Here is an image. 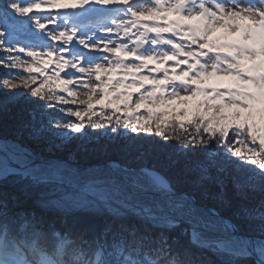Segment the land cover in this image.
<instances>
[{
    "label": "snow or ice",
    "instance_id": "6c2138e0",
    "mask_svg": "<svg viewBox=\"0 0 264 264\" xmlns=\"http://www.w3.org/2000/svg\"><path fill=\"white\" fill-rule=\"evenodd\" d=\"M41 4L81 11L29 15ZM98 13H115L106 17L115 25V32L112 27L106 31L117 37L123 33L127 40L88 35L86 29H80L83 20ZM145 14L162 18L165 23L143 24L139 17ZM169 15L179 19L168 21ZM42 20L54 27L35 39L61 43L22 42L29 39L27 27L31 24L45 29ZM132 28L137 31L129 35ZM149 32L155 36L148 37ZM168 32V37L161 35ZM217 32L221 34L215 35ZM78 35L80 38L68 48ZM129 40L134 47L128 46ZM146 43L151 47H143ZM77 45L130 55L133 62L93 56ZM37 46L40 51L34 50ZM0 53L3 68L25 66V72L35 71L44 77L38 87H30L29 80L35 84L37 77L0 73L5 86L16 87L13 81L21 80L32 98L47 102L39 105L36 100L27 101L41 111L53 109L48 113L52 116L49 129L54 124L60 131L52 134L59 137L68 138L70 132L71 139L87 141L92 136L118 140L124 135L109 127L113 114L121 111L119 107L112 108L111 101L99 111L92 107L97 94L102 100L110 89L124 85L123 80L113 83L101 79L114 70L127 75L148 68L150 61L161 65L174 61L171 69L150 70L162 71V81L147 74L138 77L151 80L153 87L140 92L136 103L167 105L169 100L178 99L187 104L196 97L203 98L191 111L186 108L177 113L182 118L176 126L161 120L169 115L167 111L148 109L147 116H125L122 120L117 116V125L137 135L128 137L132 141L130 158L123 163L109 161L107 170L100 174L65 170L50 163L29 166L19 159V168L8 167L4 160L16 159L21 153L10 151L0 141V179L14 175L21 183L29 180L33 186H48L52 198H42V206H54L63 213L53 224L34 210L17 211L20 197L0 185V264H207L190 248L177 244L173 232L188 235L195 246L213 251L220 257L217 264H264V200L254 208L241 204L238 209L242 219L258 221L254 236L239 235L238 225L226 223L217 211L218 204L229 200V185L240 199L257 186L264 191V0H169L167 4L165 0H152L150 7L129 0H0ZM20 53L31 57L32 62L22 59ZM41 56L46 59L37 62ZM53 57L54 72L46 75L45 66ZM180 65L186 67L177 73ZM170 71L175 79L170 78ZM210 79L216 81L213 86H201ZM53 81L61 85L59 92L66 96L50 87ZM70 85L86 90L80 94L87 99L79 101L87 105L86 109L64 107L76 103L69 99L78 94ZM165 85L171 86L170 90ZM45 86L49 90L42 92ZM27 93L4 95L23 98ZM120 96L132 99L129 93H116L115 98ZM106 108H112V113H105ZM56 113L75 120L62 119ZM97 115L99 120L92 119ZM186 124L192 125L191 131ZM87 128L108 131L92 133ZM141 131L148 136L139 135ZM169 139L181 143L171 145L166 142ZM23 155L27 157V153ZM231 168L239 174L231 175ZM20 192L27 195L26 188Z\"/></svg>",
    "mask_w": 264,
    "mask_h": 264
},
{
    "label": "trees",
    "instance_id": "16d2710c",
    "mask_svg": "<svg viewBox=\"0 0 264 264\" xmlns=\"http://www.w3.org/2000/svg\"><path fill=\"white\" fill-rule=\"evenodd\" d=\"M35 3H40V0H33ZM68 2H73V0H68ZM62 9L59 6L57 7H51L47 4H41L39 8H35L32 10L29 15L38 16V17H44L49 14H54L56 12H60ZM74 11L80 12L81 10L74 9ZM81 15L83 13L81 12ZM172 18V16H170ZM170 18V19H171ZM19 19L26 20L25 17H19ZM42 23H45V29H38L34 24H31L30 27H27V35H29L28 40H22L24 43H35L39 45L40 43H61V41H50L45 38L44 41H38L35 39L36 36H39L40 33L45 32L47 28L54 27V25L48 24L46 21H41ZM76 40L73 38L72 42H69L71 47L73 43ZM78 48H80L77 45ZM37 51H40L39 46L36 47ZM2 54V53H0ZM24 54V53H21ZM67 56V54H65ZM43 57V56H42ZM46 59V57H43V60ZM54 64H55V58H52V62L45 66V73L46 75H52L54 72ZM167 67V66H163ZM162 67V68H163ZM65 71H68V69H65ZM3 67H0V73H3ZM6 72H13V71H6ZM178 73V72H177ZM123 74V71L121 70H114L111 74V81L115 83L117 80H123L124 85H121V92L122 93H129L132 96V99L139 98V93L144 92L146 90H151L153 87L151 80H139L138 77L141 76V74L136 73L135 71L126 75L125 77H121L120 75ZM169 76L172 79H175V76L169 72ZM64 77V73H61V78ZM136 77V84H142L143 88H137L136 84L132 83L133 78ZM41 79L43 80L44 77L41 76ZM178 83V81H177ZM216 83L213 79L206 80L202 87H210L213 86ZM51 88H54L56 90V93L58 95H67V93H61L59 92V88L61 85L53 81L50 85ZM70 87V86H69ZM157 88H159V85H157ZM166 90H170L171 86L165 85ZM49 90V86H45L42 89V92H47ZM157 95H159V92H157ZM132 99L130 101H132ZM202 97H196L192 100V102H188L187 104L182 103L177 109H166L163 105L159 106L158 108L153 107L151 110L153 112H160V111H167L169 113L168 116H162L161 120L168 121L170 125L176 126L178 125L179 120L182 118L181 116H177V113H182L184 109H188L191 111L193 106L199 102ZM28 100H36L37 104L44 105L47 103L46 101L37 98H32L30 94H27L25 97H17L11 100L10 103L6 104L5 106L0 107V134L4 138H12L16 137L18 135H29V136H42L50 131L49 129V121L52 119V116L48 115V113L52 112V108H47L44 111H41L39 107H37L34 104L28 103ZM125 100V99H124ZM125 101L121 102L118 105L112 106V108L119 107L121 109L120 112L113 114V122L109 127L116 128L119 132L122 133H128V135H137L136 133H131L129 130L124 129L122 126H119L115 123L116 117L119 116L121 120L125 116L129 117H135V116H142L144 113L147 112L148 109H140L138 107L132 106L129 108H126V105L124 104ZM161 103V102H160ZM160 103H156L160 104ZM105 104V103H104ZM101 104L99 106L93 107V111H99L102 107ZM112 108H106L103 109L105 113H112ZM145 111V112H144ZM61 113H56V115H59ZM92 119L99 120V115L93 116ZM87 121V117H85V122ZM157 122L154 121L152 123V129L153 134L155 133V124ZM139 126V125H138ZM137 126V127H138ZM189 131L192 130V125H185ZM52 130V125H51ZM89 132L95 133L98 131L107 132L108 128L105 129H97L93 130L91 128H87ZM178 131H183L179 130ZM184 135H187V133H183ZM141 136H148V134L143 133L142 131L139 133ZM92 139H99L100 141L96 144V146H93L91 148H86L81 151V153L78 156H75V160L81 163H95L99 161L106 160V156L104 151L108 149L106 145H104L103 138L98 136H92L89 137L87 141H91ZM156 140H160L159 136H155ZM168 144L171 145H180V141H177L175 139H169L166 141ZM132 144V141L127 140L124 144L119 145L117 147H114V150L110 154V160L109 161H116L119 163H123L126 160L130 158V151L129 148ZM239 146V145H238ZM258 147V144H257ZM233 159H237L236 157H233ZM247 167H253L251 165H247ZM257 171H259L257 169ZM229 172L231 175H238V170L235 168L229 169ZM0 185L7 188L9 191H12L16 193L20 197L19 205L17 206V211H36L40 215H43L46 219H49L52 221L53 224L58 223V221L62 218L63 213L54 206H42L43 199H51L52 197L49 195V187L45 185H36L33 186L29 180H24L22 183L20 182V178L14 175H7L4 179H0ZM21 188H26L27 195H24L20 192ZM234 189L231 185H229V200L225 202L222 205H217V211L220 213V215L228 218L233 222V224H237L239 231L250 234V235H256L257 234V222L250 223L245 219H242L240 215L238 214V209L241 204L245 205L248 208H254L260 204L262 200H264V191H261L259 186H257L254 190L247 191L246 197L244 199H240L238 195L233 194ZM173 237H175L176 243L190 248L192 252L196 253L197 257L204 259L207 261V264H217L220 257H218L216 254H214L211 250H206L200 247L195 246L192 241L190 240L188 235L178 234L177 232L171 233ZM241 264H251V261H241Z\"/></svg>",
    "mask_w": 264,
    "mask_h": 264
},
{
    "label": "rangeland",
    "instance_id": "374dc122",
    "mask_svg": "<svg viewBox=\"0 0 264 264\" xmlns=\"http://www.w3.org/2000/svg\"><path fill=\"white\" fill-rule=\"evenodd\" d=\"M169 2L165 0V3L167 4ZM172 2H174V0H172ZM138 3L142 4L144 7H150L152 6V2H149L148 0H140ZM148 15H144L141 16L139 18H143V17H147ZM111 20V19H110ZM113 28V33L115 32V25L112 24L111 26ZM140 31H142V29H139ZM137 31L136 28H132L131 33H129V35H131L132 33H135ZM98 33H100L99 35L102 36H108V35H113V39L117 40V39H124L127 40V37L123 36V33H121V35L119 37L115 36L113 33H108L106 30L100 31L98 30ZM220 32L215 33V35H220ZM90 35H97L96 33H93ZM85 39H87V37H85ZM111 47V45H109ZM128 46L129 47H133L132 45V41H128ZM195 47V46H193ZM36 50V48L34 49ZM82 50L85 52L90 53L93 56H110L113 59L115 58H119L120 56L118 55V53H105V52H98L94 49H87L84 48L82 46ZM37 51V50H36ZM126 56V55H125ZM21 58L24 60H28L30 62H32V58L28 57L26 55H21ZM129 58V57H128ZM43 61V57H38L37 58V62H42ZM83 62V61H82ZM136 63H139V61H135ZM161 64H157L155 62V67H160ZM174 64H171L170 66H168L169 68H171ZM2 68V66H0ZM24 67L25 66H20L16 69H5L3 68L4 72L6 71H13V73H19L21 75L22 78H28L31 76H35L37 77L36 83L33 84L31 82V80H29V86L30 87H38L40 84V81H42L41 76L39 73L33 71V72H25L24 71ZM185 66L181 67L179 66L178 68H184ZM112 73V72H111ZM111 73H109L108 75H102L101 79L102 80H109ZM152 73V72H151ZM151 73H148V75L150 76ZM124 75V74H123ZM156 77L157 80H161L163 77L162 75H157ZM93 83H95V77L93 76L92 78ZM215 81V79H213ZM16 84V87H9V86H5L3 84V79H0V107L5 106L6 104L10 103L11 100H13L14 98H17L19 96H13V97H7L4 95V93H27V89L23 86L21 80H14L13 81ZM70 88H72L73 90L77 91V96L76 97H69V99H75L76 103L75 104H70V105H65L64 107L66 108H71V109H75V110H84L86 109L87 105L81 104L79 103V101L81 100H86L87 97L84 95H81L80 93L82 91H86L82 88L77 87V85H70ZM122 86L118 85L116 88L110 89V94H106L104 96V99H99V94H97V96L94 98V100L92 101V107H96L99 106L101 104L107 103L109 101H111L112 106L118 105L121 102L125 101L124 104L126 105V108L135 106L138 107L140 109H152L153 107L158 108L159 106L163 105L166 109H172V108H178L182 102L178 99L176 100H169L168 104L165 105L163 102H158L160 104H155L154 106L148 102L145 101L143 103L137 104L136 100H138L139 98H134L132 99V101L130 100H126V98L124 96H120L119 99H116V93H122L121 91ZM30 94V93H27ZM183 95V94H182ZM66 96V95H64ZM125 99V100H124ZM97 101H99L97 103ZM189 102H192V100H190ZM145 112V111H144ZM58 117H62V119H66V120H75L74 117L71 116H67L65 114H59L57 115ZM142 116H147V112L144 113ZM52 120V119H51ZM139 127V126H138ZM56 131H60V130H56L54 124H52V130H50L48 133L42 135V136H29V135H18L16 137H10L11 140H15L17 139L20 143V146L27 148L30 152H32L33 155L35 156H40V157H63L67 160L73 161V162H78L75 160V156H78L81 151L83 149L86 148H91L93 146H96V144L100 141L99 139H92L91 141H84V140H73L71 139V136L73 134H71L69 132V137L68 138H64V137H59L56 135H53L52 133L56 132ZM63 131H69V130H63ZM114 135V134H113ZM129 136H133V135H128V133H125L122 137H120L118 140H111V139H104V145H106L108 147V149H106L104 151L103 154H105L106 156V160L104 161H99V162H109L110 160V154L111 152L114 150V147H117L119 145L124 144L128 139ZM81 163V162H78ZM98 163V162H95ZM82 164H90V163H82ZM58 166V165H57ZM7 176V175H6ZM209 205L211 206V202H209ZM190 238V237H189ZM191 240V239H190Z\"/></svg>",
    "mask_w": 264,
    "mask_h": 264
},
{
    "label": "water",
    "instance_id": "95a60500",
    "mask_svg": "<svg viewBox=\"0 0 264 264\" xmlns=\"http://www.w3.org/2000/svg\"><path fill=\"white\" fill-rule=\"evenodd\" d=\"M0 141H3L4 144L8 147L10 151L12 150H18L21 154L17 156L16 159L12 158H7L4 160V164L8 167L12 168H19L20 165L16 162L17 159L20 160L21 163H27L29 166H34L36 164H41V163H50L54 166H59L62 169L65 170H73V171H78L81 173H95V174H100L103 171H106V165L108 164L107 162H98V163H90V164H82L78 162H73L70 160H67L63 157H40V156H35L30 152L27 148L20 146L14 140H11L10 138H4L0 134ZM23 153H27V157L23 155ZM222 216V215H221ZM225 220V222H231L228 218L222 216ZM241 236H254L250 234H246L243 232L238 233Z\"/></svg>",
    "mask_w": 264,
    "mask_h": 264
},
{
    "label": "bare ground",
    "instance_id": "6f19581e",
    "mask_svg": "<svg viewBox=\"0 0 264 264\" xmlns=\"http://www.w3.org/2000/svg\"><path fill=\"white\" fill-rule=\"evenodd\" d=\"M14 142H16L17 144H19V145H20V143H19V141H18L17 139H15V140H14Z\"/></svg>",
    "mask_w": 264,
    "mask_h": 264
}]
</instances>
